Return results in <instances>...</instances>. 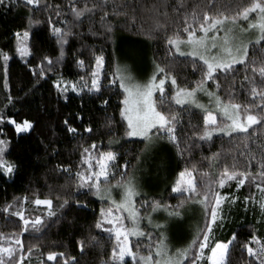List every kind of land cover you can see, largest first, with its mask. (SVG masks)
Wrapping results in <instances>:
<instances>
[{"label": "trees", "instance_id": "1", "mask_svg": "<svg viewBox=\"0 0 264 264\" xmlns=\"http://www.w3.org/2000/svg\"><path fill=\"white\" fill-rule=\"evenodd\" d=\"M84 2L76 0L78 7H83ZM87 3L90 8L93 4L98 7L81 17L82 22L76 21L72 15L69 0H40L39 5H27L25 0H17L16 5L8 10L0 8V49L11 57L7 88L4 87L3 61L0 60V116L5 118V123L0 124V139L7 142L5 158L16 165L11 177L0 173V233L19 236L22 240L23 264H65V260L71 257H75L78 264H112L110 254L115 240L103 229L95 227L101 219L100 209H107L109 203L90 192L85 195L86 189L78 190L75 174L87 169V165L82 163V156L87 155L83 152L84 148H89L93 156H98L100 150L111 147L118 154L117 163L122 166L116 171L115 178L110 177L109 183H116L120 179L119 172L130 174L134 170L144 149L141 138L126 136V122L120 115L123 93L118 83L109 84V80L115 78V55L128 51L135 44L143 46L156 65L159 64L166 73L176 77L178 85L193 87L201 79L202 71L198 69L202 61L197 60V68L194 69L193 58L181 57L173 48L169 53L171 46L167 44V38L177 32L186 38L187 34L183 32L186 16L192 27L199 30L205 12L213 16H233L250 0H183V6L179 0H87ZM57 11L60 12L59 16L56 15ZM193 13L198 17L195 22L192 21ZM30 19L39 23L30 24ZM157 23L162 27L157 28ZM53 26L69 33L67 44L57 42L51 31ZM109 26L111 32L108 31ZM25 30L30 33L28 44L32 55L21 59L15 53L14 33L20 32L22 35ZM61 48L65 52L62 59ZM97 55L104 56L101 92L98 94L89 93L84 88L85 84L91 86V73L95 69ZM45 56L52 60L51 70H48L47 61H43ZM77 60H83V65H79ZM252 66H264V41L249 44V58L245 65H235L234 72L227 76L220 74L216 81L209 83L224 102L231 100L242 106L259 104V99H254L250 94L251 85L244 79L248 76L259 84L260 77L252 72ZM41 67L45 69L43 78L38 75ZM33 70L37 75H33ZM62 79L68 82H61V89L68 87L66 93L55 87L54 82ZM72 83H76L77 88H84V91L73 92ZM172 95L173 88H166L165 102L160 107L169 115L179 114L177 142H170L171 165L175 174L185 168L192 169L202 190L207 179L203 173L207 172L214 178V168L219 173L225 166L230 170L256 172L258 160L264 154V122L254 125L248 133L214 135L211 140H201L203 112L192 106L176 105L171 99ZM159 96L156 94L158 102ZM9 97L12 98L11 103ZM104 100L108 101L107 105L102 103ZM250 110L253 114L259 112L256 108ZM9 117L21 123L28 120L33 128L17 133L15 127L7 122ZM65 119L76 132L67 131ZM88 128L92 131H87ZM93 143L95 149L91 148ZM213 154L218 155L213 157ZM69 168L70 172L65 171ZM220 191L230 192L239 199L225 206L223 227L214 226L210 244L214 245L218 240H231L235 233L237 239L229 245L226 264H258L248 256L242 245L249 242L253 234L264 240V213L258 205L250 202L246 207L244 201L245 196L252 194L259 197V192L249 181L239 190L235 187V181L229 182V186ZM24 197L28 199L25 201ZM36 198L51 199L56 216L49 218L47 206L32 203ZM183 198L180 194L172 193L168 187L153 195L152 200L176 205ZM65 199L69 203L61 207ZM77 200L86 206H78ZM8 204L12 207L5 213L3 209ZM21 206L26 218L34 219L41 215L47 227L40 232L31 227L28 232H22L23 222L11 215L21 210ZM204 222L205 217L200 229L204 227ZM198 234L202 239L199 230L191 237L189 244ZM140 240L131 241L133 249H136L137 243L140 244ZM0 243L7 244V241ZM30 248L32 251L28 252ZM49 252L65 255H58L56 260L49 261ZM208 252L209 249H205V253ZM125 259L126 264H131L130 257ZM11 264H16V261H11ZM201 264H207V261Z\"/></svg>", "mask_w": 264, "mask_h": 264}, {"label": "snow or ice", "instance_id": "2", "mask_svg": "<svg viewBox=\"0 0 264 264\" xmlns=\"http://www.w3.org/2000/svg\"><path fill=\"white\" fill-rule=\"evenodd\" d=\"M25 2L27 5L40 4V0H25ZM16 3L17 0H0V8L8 10L10 7H14ZM179 3L183 6V0H179ZM69 7L76 21L82 22L80 18L84 17L86 13H92L93 9L98 7V5L93 4L90 8L87 0H85L83 7H78L76 0H69ZM252 13L256 15L250 20ZM56 15L59 16L60 12L57 11ZM106 15L107 13H105ZM101 19L103 20V17ZM197 19L198 17L193 13L192 21L195 22ZM240 20L248 22L246 28L237 24V21ZM29 22L30 24L39 23V21L31 19ZM156 27L160 28L162 25L157 23ZM237 27L240 28L241 32L258 30L259 34L255 43L259 44L261 41H264V0H250L249 4L237 11L233 16L223 14L213 16L205 12L202 22L199 23V31L202 35H197L196 28L192 27L186 16L185 27L183 28V32L187 34L186 38L182 37L179 32L167 38V44L171 46L168 50L169 53L174 48L175 53H178L179 56L193 58L194 69L197 68L196 61H202V65L198 69L202 71L201 79L196 81L193 87L178 85L176 77L166 73L165 68L159 64L155 66L153 75L142 83L135 79L127 65H118L114 74L115 78L109 80V84L117 85L118 83V87L123 93L120 115L123 121L126 122V136L139 137L145 141V151L155 147L156 144L162 142L165 138L174 144L177 142L176 130L179 114L174 113L169 115L165 111H162L160 107L165 102V85L169 79L174 89L171 99L176 105L182 107L192 105L204 111V131L200 136L201 140H211L214 133H223L228 136L237 132L248 133L249 129L254 125L264 122V66L259 68L252 66L251 68L252 72L258 73L260 77L259 84H257L254 78H249L248 76L244 78L251 85V96L254 99L258 98L259 104L252 103L242 106L240 103H234L231 100L223 102L216 92L209 90L207 87L208 81H216L220 74L227 76L235 71V65H245L246 61H248L249 44L252 42L238 41L235 36V29ZM51 31L59 44H67L68 32L56 26H53ZM108 31L111 32L110 26L108 27ZM221 31L224 32V35L223 37H218L217 34ZM209 33H212V35L210 36ZM14 35L16 37L15 53L21 59L32 55V49L28 44L29 31L25 30L22 35L20 32H16ZM182 45L188 51L182 50ZM64 55L65 52L61 48L60 58L62 59ZM10 59L9 53L0 49L5 88L8 87V62ZM43 61H47L49 65L48 70H51L52 60L45 56ZM77 63L82 66L84 61L77 60ZM254 63L253 61L252 64L254 65ZM103 68L104 56H95V69L91 73V86L84 85V88H87L89 93L98 94L101 92L100 81ZM157 73L163 75L158 78ZM33 75H37L35 70H33ZM38 75L43 78L45 76V69L41 67ZM80 79L83 80V77ZM61 82V80L54 82L55 87L66 93L68 87L65 86L61 89ZM64 83L67 84V82ZM217 87H219L218 84ZM84 88H77L76 83L71 84L73 92H83ZM157 93L160 94L159 102L156 98ZM198 93L207 95L210 103H214L215 109L222 117L221 123H218L217 115L214 111L209 110L204 104L200 103ZM65 99H67V96H65ZM9 102H12L11 97H9ZM102 103L107 105L108 101L104 100ZM252 108L259 109V112L253 114L250 110ZM7 122L15 127L17 133L27 132L33 128V124L28 120H24L21 123L9 117ZM3 123H5V118L0 116V124ZM64 123L68 125V120L65 119ZM111 123L109 121L110 125ZM86 130L92 131L91 128ZM67 131L74 133L76 129L68 125ZM91 148H96L95 143H93ZM6 149L7 142L0 139V173L11 177L16 169V165L5 158ZM83 152L87 153V155L82 156V163L87 165V169L83 172H76L75 175L78 180L77 188L78 190L86 189L85 195L90 192L101 198V200L107 199L111 205L107 209H100L101 219L96 222L95 227L103 229L104 232L109 233L115 240V246L112 248L110 254L112 264H126V257L131 258V264H201L204 260L207 261V264H226L229 245L237 239L236 234L234 233L232 239L227 242L216 241L212 245L210 241L214 226L223 227V222L226 219V215L224 214L225 206H230L239 199L230 192L220 191L229 186V182L235 181L237 190L244 186L246 181L254 184V187L259 192V197L255 194L245 196V206L247 207V204L250 202L252 205H258L261 212L264 213V154L258 160V168L255 173L250 170H230L227 166L219 173L217 179L210 177L207 172L203 173V177H207L203 183V191L197 187V180L193 174V170L185 168L178 173V178L171 187L172 193L184 196L176 205L161 202V200H143L140 202V206L137 207L136 197L140 196L141 193L134 174L119 172L120 179L116 181V184L111 185L109 183L110 177L115 178L116 171L122 167L117 163V152L111 147L108 150H100L98 156H93L89 148H84ZM216 155L218 154H213V157ZM252 158L254 159L255 157L253 156ZM93 160H95V165H93ZM126 164L127 162L125 166ZM65 171L70 172L71 170L69 168L65 169ZM113 187L121 190L119 200L113 198ZM184 194L188 195L185 196ZM23 199L26 201L28 198L24 197ZM32 203L37 206H47V216L49 218L56 216V213L52 210L53 201L51 199L36 198ZM68 203L69 201L65 199L61 207ZM190 203H197L202 206L205 217L204 227L200 229L202 239L200 238V234H198L187 247L177 248L172 252L166 243L168 226L171 222H178L184 217L186 207ZM76 204L81 207L86 206L80 200H77ZM11 207L12 205L8 204L4 207L3 211L8 213ZM145 207L151 209V212L146 217L142 216L140 212V208ZM152 212H163L167 215L164 221L159 223L153 220ZM125 213L127 214L126 216ZM11 215L19 217L23 222L22 232H28L29 227L36 232H40L42 228L47 227L44 217L41 215L35 216L34 219L26 218L22 206L21 210L12 212ZM126 219L130 221V227L125 224ZM143 219H147L148 224L152 225L158 232V238L154 245L152 244V233H146L140 226ZM105 225H108V227H105ZM130 237H146L148 239L149 244L146 246L148 248L146 255L140 251L142 246L139 243L136 245V250H133ZM0 241H7V244L0 243V264H11L13 260L16 261V264H23L24 244L19 236H5L0 233ZM252 244L256 246L253 247ZM80 245L83 252L84 246L82 241ZM242 248L246 249L248 256L252 257L258 264H264V240H261L260 237L253 234L250 237V241L244 243ZM205 249H209L207 254L205 253ZM31 251V248L28 249V252ZM17 253H19L18 259ZM58 255L63 257L65 254L49 252L47 259L54 261ZM65 264H78V262L75 257H71L70 260H65Z\"/></svg>", "mask_w": 264, "mask_h": 264}, {"label": "rangeland", "instance_id": "3", "mask_svg": "<svg viewBox=\"0 0 264 264\" xmlns=\"http://www.w3.org/2000/svg\"><path fill=\"white\" fill-rule=\"evenodd\" d=\"M255 15H256L255 13H252L250 15V20L253 19ZM247 23L248 22L242 20L237 21L238 25H242L245 28L247 27ZM258 34H259L258 30H249L248 32H241L239 27L235 29V36L237 37L238 41L243 40L246 43L249 41L255 42ZM197 35H202V33L199 30H197ZM209 35L211 36L212 33H209ZM223 35H224L223 31L217 34L218 37H223ZM182 50L188 51V49L183 45H182ZM118 65L120 66L127 65L130 68L131 73L135 77V79L141 83L147 81L153 75L156 66V64L149 57L147 49L137 44L133 45L128 51L122 52L118 56L115 55L114 74L116 73V69ZM161 75L163 74L157 73L158 78ZM64 82L67 81L65 79H62V83ZM168 87L172 88L170 79L166 82L165 91L166 88ZM207 87L209 88V90L216 92V89L210 85L209 81L207 82ZM197 95L200 103L204 104L209 110L214 111L217 115L218 123H221L222 117L219 114V112L215 109L214 103H210L209 97L203 93H198ZM188 106H192V105H188ZM201 111L203 112V114H205L203 110ZM214 135H225V134L214 133L213 136ZM132 138H139V137H132ZM145 143L146 142L144 141V149L137 161L134 170L130 173L135 175L138 183V189L141 193L140 196L136 197L137 207L140 206L141 201L143 200L151 201L153 195L163 192L168 187H170V191H171L172 185L174 184L175 180L178 178V173L175 174V172H173L171 165L172 151H171L170 142L167 139H165L162 142L156 144L155 147L147 151H145ZM213 172H214L213 179H215L216 177L219 176V172H216L215 168ZM115 184L116 183H113L111 185H115ZM120 191H121L120 189L113 187L112 195L114 199L116 200L120 199ZM201 191H203V189ZM95 197L101 199L97 196ZM105 201L109 203L107 199H105ZM107 206L110 207L111 206L110 203ZM140 212L142 216L146 217L148 213L151 212V209L146 207L140 208ZM126 215L127 214L125 213V216ZM151 215L155 222L162 223L167 214L163 212H152ZM203 220H204V212L202 210V206L197 203H190L186 207L184 217L178 222H171L168 226V230L166 233L167 236L166 243L168 245V248L172 252H174L175 249L177 248L186 247L189 244L191 237H193V235L198 233V231L200 230ZM125 224L129 227L131 226L130 221H128L127 219L125 220ZM140 226L146 233L147 232L152 233V237H153L152 244L154 245L156 241V237L158 238L157 230L152 225L148 224L147 219H143L141 221ZM133 239H137V237H130L131 241ZM138 239H141L140 245L142 247L140 251L146 255L148 252V248L146 246L149 244V241L146 237H141ZM218 241H222V240H218ZM223 242H227V241H223ZM133 250L135 251L136 249ZM153 254H154V248H153Z\"/></svg>", "mask_w": 264, "mask_h": 264}]
</instances>
